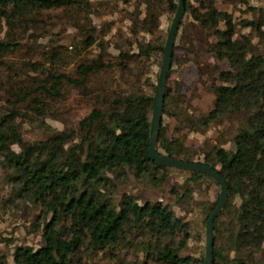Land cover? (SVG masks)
<instances>
[{
    "label": "trees",
    "instance_id": "obj_1",
    "mask_svg": "<svg viewBox=\"0 0 264 264\" xmlns=\"http://www.w3.org/2000/svg\"><path fill=\"white\" fill-rule=\"evenodd\" d=\"M138 1L128 14V48L118 46L113 55L92 18L94 0H0V169L11 185L4 202L37 210L31 232L44 242L17 245L13 264H205L186 255L190 223L173 204L127 190L132 181L161 187L178 171L149 154L156 91L149 66L164 45L139 38L155 34L163 13H176L178 0ZM227 1L245 6L250 16L221 10L217 0H185V14L215 37L206 51L229 63L228 69L200 66L201 81L215 95L212 107L184 111L182 82L169 75L163 116L176 117L178 132L196 133L228 119L236 123L231 146L206 139L194 150L185 144L188 134L168 136L162 116L157 150L226 178L229 197L215 220L214 264H264L256 258L264 250V54L256 43L264 40V9L251 0ZM57 11L80 40L42 41L53 34ZM74 90L89 109L77 121L66 117L69 109L64 116L58 111ZM52 117L61 129L48 124ZM26 124L45 126L42 138L26 141ZM186 172L184 192L171 188L177 204L193 199V184L210 178ZM217 203L208 204L207 219ZM0 264H11L6 254Z\"/></svg>",
    "mask_w": 264,
    "mask_h": 264
},
{
    "label": "rangeland",
    "instance_id": "obj_2",
    "mask_svg": "<svg viewBox=\"0 0 264 264\" xmlns=\"http://www.w3.org/2000/svg\"><path fill=\"white\" fill-rule=\"evenodd\" d=\"M94 2L96 4V14L92 15L94 23L98 26L100 34L105 30L106 33L102 35V38L106 42H109V51L113 55H118V46L128 48L126 40L131 37L129 30L131 21L128 14L133 12L137 3L140 2L138 0H130V3L126 2V0H94ZM251 4L264 9V0H251ZM217 6L221 10L235 12L237 17L249 15L245 13L246 7L239 3L217 0ZM141 9L144 10V6ZM53 14H55V17L52 20V24L50 23V30H52L53 34L42 39L45 44L55 42L70 45L72 42L80 40L81 36L78 30L70 26L60 11ZM174 15L169 12L163 13L159 30L155 34L141 32L139 38L165 46ZM182 22L185 25L183 27L180 26L177 35L169 75L171 76L172 82L176 80L182 82L184 111L205 113L212 107L215 95L208 89V83L201 81L200 66L207 67V65L211 66L217 63L220 68L228 69L229 63L226 60H216L212 54L206 51L208 44L215 39L211 35V31L201 28L199 23H196L188 14H185ZM243 31L247 32L248 30L244 29ZM256 43L260 51L264 54V40L260 42L256 39ZM135 49H137L136 46ZM162 60L163 55L160 54L155 55L150 60L149 75L152 80L156 81V84ZM72 66L73 63L67 69L70 70ZM62 67L65 66L62 65ZM209 74L212 76L213 73L209 72ZM79 97L80 95L77 90L70 92L68 101L61 104L58 108V111L61 110L62 112H59V114L61 113V116H64V113L69 109V114L66 117H69L72 121H77L84 116L89 109L84 105H79ZM163 118L164 122L168 125V136L179 137L183 134H188L185 144L194 150L203 148L206 139H209L211 143H222L226 147L231 146L230 139L234 135L233 128L236 123H232L228 119L221 124H212L206 133H196L188 132L187 128L178 132L176 129V125L178 124L176 117L164 115ZM47 122L55 129H61L63 127L62 122L57 118H48ZM44 129L45 126L26 124L23 129L24 139L26 141L41 139ZM188 176L189 174L186 170L180 171L178 169V171H172L169 181L161 187L132 181L128 185L127 190L142 196L143 200H159L166 204H173L177 214L190 223L192 238L189 242L188 249L185 251L186 255L190 254L199 258H205L207 207L208 204L211 206L214 202L219 201L221 186L210 176V178H204L193 184L195 188L193 199L177 204L175 197L171 193V188L178 186L180 192L183 193L185 180ZM10 189L11 185L4 178V171L0 169V255L6 254L10 263L13 264L12 252L17 245H29L37 248L43 245L44 242L40 234L31 232L32 216L34 213H38L37 210H30L27 213V209L17 207L14 203L7 202L5 204L4 201L10 195ZM223 219L225 220L226 216ZM256 258L257 260H263L264 250L259 251L256 254ZM98 264H103V262H98Z\"/></svg>",
    "mask_w": 264,
    "mask_h": 264
},
{
    "label": "water",
    "instance_id": "obj_3",
    "mask_svg": "<svg viewBox=\"0 0 264 264\" xmlns=\"http://www.w3.org/2000/svg\"><path fill=\"white\" fill-rule=\"evenodd\" d=\"M185 13V0H178V8L169 28V32L164 46L162 65L156 84L154 104L151 113L150 141L148 150L151 159L157 165L180 170L204 173L210 176L213 180H215L217 184L221 186L219 201L212 213L209 215L206 225L205 264H214V225L216 218L224 209L225 204L228 200L229 184L226 178L218 170H215L208 165L195 162H186L173 157H166L161 155L157 150V143L162 122L167 83L173 61L174 47Z\"/></svg>",
    "mask_w": 264,
    "mask_h": 264
}]
</instances>
